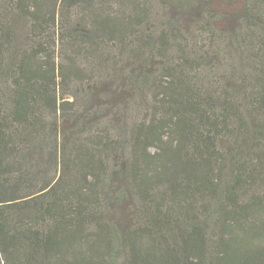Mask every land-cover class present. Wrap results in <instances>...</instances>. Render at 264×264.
Wrapping results in <instances>:
<instances>
[{"label": "trees", "instance_id": "trees-1", "mask_svg": "<svg viewBox=\"0 0 264 264\" xmlns=\"http://www.w3.org/2000/svg\"><path fill=\"white\" fill-rule=\"evenodd\" d=\"M108 2L0 0V264H264V0Z\"/></svg>", "mask_w": 264, "mask_h": 264}, {"label": "rangeland", "instance_id": "rangeland-1", "mask_svg": "<svg viewBox=\"0 0 264 264\" xmlns=\"http://www.w3.org/2000/svg\"><path fill=\"white\" fill-rule=\"evenodd\" d=\"M98 1V0H97ZM107 4L110 7H121L127 0H107ZM122 3V4H121ZM154 7L156 8L158 18L170 16L173 18L174 23L181 26L182 32L195 43L193 48L196 49L197 45L205 39V33L203 30L207 29L206 22L212 20L209 15L216 13L222 17L215 25L217 28L232 29L241 16L243 0H153ZM8 18H10V26L13 30L16 42L22 44L26 40V32L28 21L20 19L15 13L11 11L6 12ZM143 60V57L141 58ZM115 82V81H114ZM106 82L99 91V95H103L106 91L115 93V91L121 93L117 96L115 102H102L99 99V105L103 108L106 105L109 107L106 110V114L110 116L112 112V106L116 103L122 102V97H128L123 92L124 82L115 83ZM97 103V100H96ZM123 105V104H122ZM122 213L119 212L116 216V220H120Z\"/></svg>", "mask_w": 264, "mask_h": 264}]
</instances>
